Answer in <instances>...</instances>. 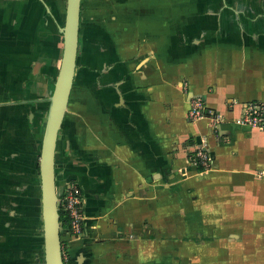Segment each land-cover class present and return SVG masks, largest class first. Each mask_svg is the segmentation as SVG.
<instances>
[{
  "label": "crops",
  "instance_id": "1",
  "mask_svg": "<svg viewBox=\"0 0 264 264\" xmlns=\"http://www.w3.org/2000/svg\"><path fill=\"white\" fill-rule=\"evenodd\" d=\"M65 0H0V264H43L38 158ZM211 109L188 117L189 98ZM264 0H81L55 181L71 264H264ZM210 156L203 168L195 150Z\"/></svg>",
  "mask_w": 264,
  "mask_h": 264
},
{
  "label": "water",
  "instance_id": "2",
  "mask_svg": "<svg viewBox=\"0 0 264 264\" xmlns=\"http://www.w3.org/2000/svg\"><path fill=\"white\" fill-rule=\"evenodd\" d=\"M81 0H65L60 64L48 96V108L39 147L38 172L43 264H64L55 181V150L76 65Z\"/></svg>",
  "mask_w": 264,
  "mask_h": 264
},
{
  "label": "built area",
  "instance_id": "3",
  "mask_svg": "<svg viewBox=\"0 0 264 264\" xmlns=\"http://www.w3.org/2000/svg\"><path fill=\"white\" fill-rule=\"evenodd\" d=\"M211 114L203 99L199 95H192L189 98L188 117L195 119ZM235 121L241 124H249L258 129H264V103L251 101L244 104L240 114ZM210 156L204 147H198L193 156V162L200 164L203 168L208 167ZM83 194L80 186L75 181H69L58 196V207L64 211L65 224L60 230H65L70 237H76L83 232ZM60 222V221H59ZM64 264H70L68 254L62 251Z\"/></svg>",
  "mask_w": 264,
  "mask_h": 264
},
{
  "label": "trees",
  "instance_id": "4",
  "mask_svg": "<svg viewBox=\"0 0 264 264\" xmlns=\"http://www.w3.org/2000/svg\"><path fill=\"white\" fill-rule=\"evenodd\" d=\"M62 24H63V20H62ZM59 196L60 194L62 193V190L59 191ZM58 213H59V221H60V224L61 226H63L65 224V216H64V211L62 209L61 206L58 207ZM41 244H42V237H41ZM62 251L63 252H66L68 254V259H69V263L71 264V258H72V254H71V250H68L66 245H63L62 246Z\"/></svg>",
  "mask_w": 264,
  "mask_h": 264
}]
</instances>
